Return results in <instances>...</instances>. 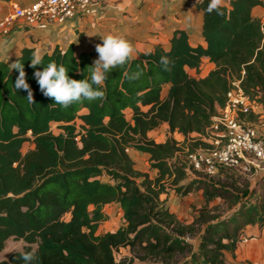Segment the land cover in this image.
I'll use <instances>...</instances> for the list:
<instances>
[{"label": "trees", "instance_id": "obj_1", "mask_svg": "<svg viewBox=\"0 0 264 264\" xmlns=\"http://www.w3.org/2000/svg\"><path fill=\"white\" fill-rule=\"evenodd\" d=\"M208 2H194L203 15L204 44L192 45L186 30L175 29L168 47L156 43L112 69L100 85L103 97L91 102L62 108L45 97L29 66L35 47L22 48L16 58L24 63L33 103L14 87L18 72L0 61V253L14 238L27 244L24 252H36L33 264H226V253L235 256L248 226L264 227V183L245 198L247 189H219L200 178L181 185L189 168L173 161L178 141L149 136L166 123L170 133L198 136L196 145L208 146L203 138L235 81L256 105L262 102L264 20L254 9L264 1L228 0L221 15L206 12ZM95 55L77 53L73 44L56 46L36 68L54 62L80 80L88 77ZM205 61L215 67L202 76ZM137 71L139 78L131 79ZM26 144L31 148L24 150ZM129 150L147 154L158 175L152 179L136 169ZM166 181L182 195L202 192L205 205L192 222L180 221L160 200ZM215 199L227 205L226 214L215 213ZM113 203L125 222L100 232L108 218L104 209ZM197 235V245L186 239ZM121 249L129 254L118 257ZM21 254L0 264H25Z\"/></svg>", "mask_w": 264, "mask_h": 264}, {"label": "crops", "instance_id": "obj_2", "mask_svg": "<svg viewBox=\"0 0 264 264\" xmlns=\"http://www.w3.org/2000/svg\"><path fill=\"white\" fill-rule=\"evenodd\" d=\"M35 1L37 0H0V22L10 16L16 7L28 6ZM195 1L183 0L177 7L171 8L165 14L160 0H152L140 12L136 11V5H132V0H130L125 7L99 6L89 16L65 25L27 26L19 20H14L4 30L0 29V61L11 64L24 47H35L41 51V55L51 52L56 46L66 48L70 44L74 45L77 53L95 50V45L101 43L100 37L109 33L123 36L133 45L132 57H137L140 52L152 50L156 43H163L168 47L169 39L177 28L187 31L192 45L204 44L202 12L198 11L195 6L193 8L189 6V3L194 5ZM227 1L222 0V4ZM181 3L187 6H180ZM165 4L171 5H168L166 1ZM175 14H180L182 20H174ZM254 15L264 20V7H256ZM96 57L97 53L94 59ZM204 67L206 72L203 71ZM214 67L213 63L205 61L201 75H207ZM188 72L195 75L194 70L188 69ZM168 87L167 85L166 90ZM249 232L264 236V227L248 226L245 234ZM240 254L264 264V239L261 238L254 244L252 242L248 246H243Z\"/></svg>", "mask_w": 264, "mask_h": 264}, {"label": "rangeland", "instance_id": "obj_3", "mask_svg": "<svg viewBox=\"0 0 264 264\" xmlns=\"http://www.w3.org/2000/svg\"><path fill=\"white\" fill-rule=\"evenodd\" d=\"M161 6L164 9L165 14L174 7H177L183 0H174L173 3L169 6L165 4V0H160ZM152 2V0H132L131 4L136 5V11L140 12L144 10L147 4ZM190 8H193V3H189ZM101 6V5H100ZM180 6H187L184 3H181ZM103 10V9H102ZM132 16V15H131ZM174 20H182V16L180 14L174 15ZM197 24V23H196ZM203 71L206 72V68H203ZM166 92V88L164 93ZM262 102L259 103L257 111L259 117L253 120L258 128L260 129V133L262 137H264V93L261 94ZM128 118H130V114H127ZM54 131H58L56 125L53 126ZM151 138H153L156 142H164L168 137H173L176 139L180 145L181 150L177 154V157L173 159V161H177L179 163L186 162L189 168V177L187 180L181 183L188 184L191 179L200 178L205 183H208L210 186L224 189L225 187L233 188L242 193V190L247 189L246 192L242 193V198H245L248 191L251 194L255 189L258 192L261 190L260 186L264 183V162H261L259 166H255L253 164L242 165L238 169L229 170L223 169L219 172L206 175L200 173L193 169L190 164L191 155L198 151L201 148H204V145L197 146L196 143L201 140L198 136L191 135L189 138H184L179 133H170L167 124L162 123L160 127L149 134ZM205 142V140H204ZM31 148L30 145L26 144L24 150ZM129 154L135 162V167L138 170H141L145 173H148L150 178H155L158 175V171L151 167L149 156L147 154H143L140 152H134L129 150ZM102 180L110 181L108 177H102ZM142 179H139L140 182ZM167 192L161 194L160 200L168 207L173 213L177 215V217L183 223H190L193 221L195 217L198 216L199 210L205 205V199L201 191L191 192L187 195H182L181 193H177L170 181H166ZM248 187V188H246ZM211 207H217L215 209V213L217 214H226L227 213V205L221 199H215L210 203ZM105 214L107 215V220L101 224L99 227L100 232L114 231L120 225H122L124 221L123 212L120 209V205L113 203L111 205H107L104 209ZM70 215H66L68 219ZM199 235L192 238L188 236L186 239L192 241L195 245L199 242ZM264 239L262 234L258 233H247L245 234V240L239 244L238 249L235 253V256L231 254H227L225 256V261L227 264H260V261H253L250 258H246L240 251L243 246H248L250 244L256 243V240ZM253 239V240H252ZM27 244L23 240L10 238L7 240L4 250L0 253V260H7L14 253H23L26 249ZM36 248V245L33 246ZM125 254H129L128 249H121L117 256H122Z\"/></svg>", "mask_w": 264, "mask_h": 264}, {"label": "built area", "instance_id": "obj_4", "mask_svg": "<svg viewBox=\"0 0 264 264\" xmlns=\"http://www.w3.org/2000/svg\"><path fill=\"white\" fill-rule=\"evenodd\" d=\"M103 0H37L28 6L16 7L13 13L0 22L5 29L14 20L27 26L45 24L65 25L92 14ZM227 102L203 138L208 146L193 153L190 164L194 170L212 175L222 169L234 170L242 165L259 166L264 162V137L254 121L241 119L251 112L259 114L258 106L251 101L240 81L232 83ZM259 117V115H257Z\"/></svg>", "mask_w": 264, "mask_h": 264}, {"label": "clouds", "instance_id": "obj_5", "mask_svg": "<svg viewBox=\"0 0 264 264\" xmlns=\"http://www.w3.org/2000/svg\"><path fill=\"white\" fill-rule=\"evenodd\" d=\"M222 0H209L206 12H216L221 15ZM101 43L95 45L97 57L93 60L87 78L80 80L70 78L68 69L63 65H57L49 62L43 66L42 70L37 69V65H42L43 57L39 49H35L31 53L30 67L36 69L33 72V78L36 80L41 93L53 100V103L62 108H67L73 103L83 100L89 102L102 98L104 93L100 85L107 78L108 73L118 67L126 64L134 52L133 45L123 36L107 34L100 37ZM147 54V53H146ZM160 64L167 69L169 60L166 56L160 58ZM11 69H15L18 75L14 82L16 90H25L26 98L29 103H33V93L26 82V74L24 71V63L16 59L10 64ZM137 71L131 75V79H137L140 76ZM21 259L25 264H33L36 259L35 251H28L21 254Z\"/></svg>", "mask_w": 264, "mask_h": 264}, {"label": "water", "instance_id": "obj_6", "mask_svg": "<svg viewBox=\"0 0 264 264\" xmlns=\"http://www.w3.org/2000/svg\"><path fill=\"white\" fill-rule=\"evenodd\" d=\"M130 0H103L101 3L102 7H125ZM169 5L173 0H165Z\"/></svg>", "mask_w": 264, "mask_h": 264}]
</instances>
